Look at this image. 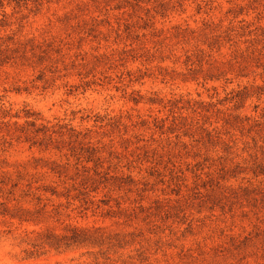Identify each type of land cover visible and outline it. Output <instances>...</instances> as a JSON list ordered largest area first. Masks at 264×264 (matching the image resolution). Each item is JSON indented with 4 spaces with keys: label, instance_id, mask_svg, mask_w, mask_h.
I'll use <instances>...</instances> for the list:
<instances>
[{
    "label": "rangeland",
    "instance_id": "obj_1",
    "mask_svg": "<svg viewBox=\"0 0 264 264\" xmlns=\"http://www.w3.org/2000/svg\"><path fill=\"white\" fill-rule=\"evenodd\" d=\"M4 9L0 264H264V0Z\"/></svg>",
    "mask_w": 264,
    "mask_h": 264
},
{
    "label": "trees",
    "instance_id": "obj_2",
    "mask_svg": "<svg viewBox=\"0 0 264 264\" xmlns=\"http://www.w3.org/2000/svg\"><path fill=\"white\" fill-rule=\"evenodd\" d=\"M26 2L28 0H0V12H1V18H0V29H4L6 27L7 20H6V12H5V5H10L11 3H14L15 6H18L20 2ZM34 1L37 3V1L41 0H29ZM3 51L0 49V62L5 61V59H8V56H5L2 54ZM16 185V183H14ZM54 193V192H53ZM37 198V197H36ZM2 204V203H0ZM21 209L18 208V211ZM1 214H8L10 217H15L17 220L26 221V222H34L37 223L38 220L35 218H30L24 216L22 213H12L9 211L8 207H2L0 209ZM63 232H55L54 230L45 227L44 231H36L37 238L39 239L38 242L43 247L52 248L56 251L77 247V246H83V245H100L105 240V232L101 230L99 226L94 227H85V226H79V225H70L66 224L63 227ZM36 245V244H35ZM60 264V263H58Z\"/></svg>",
    "mask_w": 264,
    "mask_h": 264
}]
</instances>
